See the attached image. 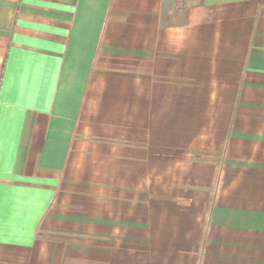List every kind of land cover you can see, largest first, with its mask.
Wrapping results in <instances>:
<instances>
[{
	"label": "crops",
	"instance_id": "crops-1",
	"mask_svg": "<svg viewBox=\"0 0 264 264\" xmlns=\"http://www.w3.org/2000/svg\"><path fill=\"white\" fill-rule=\"evenodd\" d=\"M133 255L264 264V0H0V264Z\"/></svg>",
	"mask_w": 264,
	"mask_h": 264
},
{
	"label": "rangeland",
	"instance_id": "rangeland-1",
	"mask_svg": "<svg viewBox=\"0 0 264 264\" xmlns=\"http://www.w3.org/2000/svg\"><path fill=\"white\" fill-rule=\"evenodd\" d=\"M44 229L43 228H41V232L43 231ZM55 238H57V239H59V240H61V239H66V237L65 236H61V237H55ZM54 238V239H55ZM136 249L134 248V246H133V251H135ZM136 253H137V250L135 251ZM132 263L133 264H143V257H139V256H135V255H133V257H132Z\"/></svg>",
	"mask_w": 264,
	"mask_h": 264
}]
</instances>
